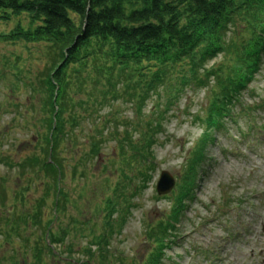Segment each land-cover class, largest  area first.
<instances>
[{
  "label": "trees",
  "instance_id": "trees-1",
  "mask_svg": "<svg viewBox=\"0 0 264 264\" xmlns=\"http://www.w3.org/2000/svg\"><path fill=\"white\" fill-rule=\"evenodd\" d=\"M0 44L8 48L0 62L15 80L1 110L18 107L14 101L23 87L30 99L36 95L41 114L33 124L34 153L18 160L0 156V163L19 171L17 178L25 184L14 192V201L22 206H10L13 215L3 218L6 228L0 235L10 246L19 238L27 254L22 263L17 255L10 256L8 264H112L109 237L119 220L113 216L120 203L125 215L130 214L134 200L153 179L158 136L183 92L206 90V103L193 116L203 133L189 150L172 207L165 219L147 226L152 250L139 262L119 259V264H165L166 249L175 243L187 203L196 195L217 132L226 131L228 122H238L239 115L255 121V113L264 111L263 99L244 102L250 93L244 92L264 66V0H0ZM38 48L46 61L41 71L26 74L18 61L24 52L33 55ZM219 56L221 61L208 67ZM119 101L131 106L135 121L121 120L114 111L123 105L115 107ZM106 108L109 113L101 115ZM90 119L100 128L94 131L96 137L88 138V149L78 151L76 130ZM255 127L264 132V123ZM110 140L117 143L111 164L116 179L105 180L98 203L109 231L96 235L92 230L91 245L83 250L88 260L73 262L70 255L63 257L52 248L65 245L72 234L70 226L56 229L59 215L72 203L80 207L65 181H79L77 186L87 193L91 165ZM66 144L75 148L72 165L61 156ZM6 181L0 178L4 208ZM39 187L43 195L29 205L27 196ZM231 205L225 198L217 212ZM87 227L84 223L80 231ZM68 247L72 253L73 244Z\"/></svg>",
  "mask_w": 264,
  "mask_h": 264
},
{
  "label": "rangeland",
  "instance_id": "rangeland-1",
  "mask_svg": "<svg viewBox=\"0 0 264 264\" xmlns=\"http://www.w3.org/2000/svg\"><path fill=\"white\" fill-rule=\"evenodd\" d=\"M7 50L5 45L0 44V56ZM33 50H35L33 55L24 52L23 60H20L21 63L18 61L24 72L41 71L46 61L43 49ZM221 59V56L213 59L208 63V67ZM9 62L14 64L11 58ZM6 70L7 68L0 62V156L4 154L11 156L12 160H18L34 153L32 140L36 128L33 124L37 116L41 115L40 103L36 95L30 99L25 88L22 87L21 93H18V100L14 101L18 107L14 108L15 105L11 107L13 108L11 111H2L4 98L7 93L10 94V87L15 81L12 74H8ZM244 93H247L244 98L246 104H254L253 98H256V102L259 98L264 101V66L248 91ZM205 98V89L186 90L181 96V101L168 115L163 131L158 136L159 143L154 148L156 169L152 173L153 179L147 183V188L144 189L141 197L134 200L135 206L129 215L123 212L124 202L120 203L117 213L121 220L114 223L115 232L109 237V260L112 264H119V259L139 262L152 250L146 236V227L148 224H156L165 219V215L172 207V199L167 198L172 197V194L166 197L157 195L156 183L165 171L178 180L177 183L179 182L182 169L186 165V158L190 154L189 150L194 148L203 133V129L194 121L193 116L203 109ZM122 103L123 101H119L114 105L118 107ZM125 104L114 111L120 112L122 121L129 123L135 121L134 110L131 106L125 107ZM151 107L152 102L145 109L147 113ZM109 110L110 108H106L101 111V115H107ZM254 116L255 121L239 115L238 122H228L226 131L217 132L215 142L208 149L207 164L198 181L196 195L187 203L188 209L178 225L175 243L166 249L165 264H264V132L255 127L264 123V111L260 110ZM94 124L97 123L90 119L76 130V141L80 147L78 151L88 149V138L96 137L94 131L98 130L101 124L98 122V127ZM68 144L64 146L61 156L66 160L67 165H72L76 153L75 148H71ZM116 145L117 143L111 140L105 143L100 159L93 161L91 165L93 175L87 193L83 195L81 188L77 186L79 181L71 177L65 181L67 185L65 188H70L72 201L78 200L80 207H75L72 203L65 213L59 215L60 225L56 223V229L59 230L60 226H70L72 234L65 241V245L61 247L52 245V248L55 252L62 253L63 257L70 255L73 262L88 260L83 250L91 245L92 230L96 235L109 231L106 226L104 227L105 213H101L98 208V203L102 200L99 189L105 186L103 185L105 180L112 177L113 180L116 179V176L112 175L115 166L111 165L117 157ZM18 174L19 171L14 173L7 165L0 163V178L7 180L4 186L8 196L5 208L0 202V222L4 217L13 215L10 206H15L16 203L18 208L22 206L18 201H14L15 190L21 184L25 185L18 180ZM2 188L0 185V189ZM41 188H34L29 193L27 196L29 205H35L37 198L43 195L44 190ZM225 198L232 202L231 208L219 213L217 208L224 204ZM16 211L13 210L14 213ZM118 216L114 215L113 218L118 219ZM72 219L80 223L73 224ZM84 223L88 224V227L82 232L80 230ZM76 227L77 231L74 230ZM5 228V224L0 223V230ZM4 240V236L0 235V264H8L6 260L14 254L17 255L18 262L22 263L27 253L22 250L23 244L19 242L20 239L16 238V243L12 246L5 245ZM72 244L73 250L70 253L68 246ZM91 248L92 251L98 252L97 246L93 245Z\"/></svg>",
  "mask_w": 264,
  "mask_h": 264
},
{
  "label": "water",
  "instance_id": "water-1",
  "mask_svg": "<svg viewBox=\"0 0 264 264\" xmlns=\"http://www.w3.org/2000/svg\"><path fill=\"white\" fill-rule=\"evenodd\" d=\"M176 186L174 177L167 171L162 172L159 181L157 182L158 195L165 196L170 193Z\"/></svg>",
  "mask_w": 264,
  "mask_h": 264
}]
</instances>
